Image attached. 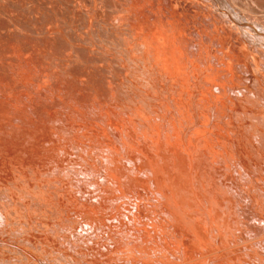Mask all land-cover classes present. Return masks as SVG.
I'll use <instances>...</instances> for the list:
<instances>
[{
    "label": "bare ground",
    "instance_id": "1",
    "mask_svg": "<svg viewBox=\"0 0 264 264\" xmlns=\"http://www.w3.org/2000/svg\"><path fill=\"white\" fill-rule=\"evenodd\" d=\"M178 1L0 0V264H264V0Z\"/></svg>",
    "mask_w": 264,
    "mask_h": 264
},
{
    "label": "rangeland",
    "instance_id": "2",
    "mask_svg": "<svg viewBox=\"0 0 264 264\" xmlns=\"http://www.w3.org/2000/svg\"><path fill=\"white\" fill-rule=\"evenodd\" d=\"M164 1V2H163ZM174 1H176V2H174ZM174 1H168V0H162V2L160 3L161 4V6H163L164 8H169V6H173L174 8H176L177 10H178V12L180 11V14L182 13V15H184V18H186V19H188V21H191V22H189L190 23V26H191V28L193 27H198V28H203L204 29V31H205V33L206 34H208L209 36L213 33L212 31H210L211 30V28L210 27H208L207 25H204V23L202 22V21H200V20H198V18H196V16L194 15V13L192 12V11H188V9L187 8H185L184 6H181L182 5V2H180V1H178V0H174ZM170 3H171V5H170ZM173 3H175L174 5H172ZM176 3H178V4H176ZM164 4V5H163ZM178 5V6H177ZM160 6V5H159ZM166 6V7H165ZM178 7H179V9H178ZM182 7V8H181ZM184 7V8H183ZM181 9V10H180ZM182 10H184L183 12H181ZM185 13V14H184ZM189 15H192V17L191 16H189ZM194 15V16H193ZM194 17V18H193ZM196 23V24H195ZM201 23H202V25H201ZM195 24V25H194ZM206 27H208V29H206ZM211 34H210V33ZM195 36H197L198 37V34H194ZM199 38V37H198ZM200 39V38H199ZM198 39V40H199ZM206 40L207 39H203L202 41L204 42L205 41V43H206V45H208V47L210 48V50L211 49H213L214 48V46H215V48L212 50V52L214 53L215 52V54H219V55H222V56H224L225 57V59L228 61V62H231L232 63V66H234V68L236 69V70H239L240 72H242V74H244V76H248V73L247 72H245L244 71V67L242 66V64H241V62L240 61H237V60H235L234 59V56H232V57H230V56H228V55H226L225 53H229L230 51H231V47L230 48H225L226 46H223L224 47V51H226V49L228 50V51H226V52H224V51H222L223 50V47H222V44L221 43H219V42H215V41H209V43L207 44V42H206ZM212 42V43H211ZM218 43V44H217ZM212 46H213V48H212ZM217 47V48H216ZM222 47V48H221ZM218 49V50H217ZM222 53V54H221ZM235 54V53H234ZM230 60V61H229ZM258 69L261 71H258V72H260L261 74H262V72H263V74H264V67L263 66H261V67H258ZM258 69H256V71L258 70Z\"/></svg>",
    "mask_w": 264,
    "mask_h": 264
}]
</instances>
